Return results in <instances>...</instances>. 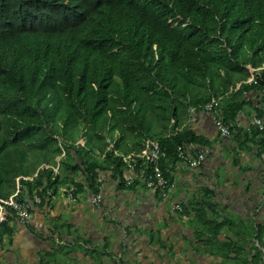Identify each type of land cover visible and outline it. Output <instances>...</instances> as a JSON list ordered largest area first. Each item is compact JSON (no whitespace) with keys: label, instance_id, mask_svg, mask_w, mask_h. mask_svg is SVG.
I'll use <instances>...</instances> for the list:
<instances>
[{"label":"trees","instance_id":"16d2710c","mask_svg":"<svg viewBox=\"0 0 264 264\" xmlns=\"http://www.w3.org/2000/svg\"><path fill=\"white\" fill-rule=\"evenodd\" d=\"M249 67H264V0H0V199L36 173L21 201L72 186L76 199L101 194L100 172L124 170L111 143L129 154L158 140L165 170L180 145L200 143L179 130L192 108L223 97L229 123L248 94L264 104V70L248 84ZM62 149L59 174L39 170ZM11 217L0 237L13 234ZM193 221L208 264H264V224L226 231L204 206Z\"/></svg>","mask_w":264,"mask_h":264},{"label":"crops","instance_id":"0c3cea01","mask_svg":"<svg viewBox=\"0 0 264 264\" xmlns=\"http://www.w3.org/2000/svg\"><path fill=\"white\" fill-rule=\"evenodd\" d=\"M214 99H222L216 115L232 126V136L221 137L212 116L204 108H192L179 130L191 131L200 143L183 145L207 147L211 155L199 169L181 160L168 163L163 170L170 183L168 198L141 184L128 188L123 178L100 172V206L90 203L92 193L86 188L73 202L61 188L48 201L33 204L30 222L9 218L13 234L0 237V264H41V256L52 253L58 264L68 257L71 264H95L96 252L104 264H193L191 259L194 264L209 263L210 256L194 252L202 247L193 221L198 209L204 206L219 223L228 221L226 231L246 228L250 222L264 224V129L252 124L254 119L264 124V117L258 116L264 104L248 94L252 102L228 123L223 97ZM147 226L162 233L159 239L165 245L148 238L150 232H140Z\"/></svg>","mask_w":264,"mask_h":264},{"label":"built area","instance_id":"2783aa9c","mask_svg":"<svg viewBox=\"0 0 264 264\" xmlns=\"http://www.w3.org/2000/svg\"><path fill=\"white\" fill-rule=\"evenodd\" d=\"M260 70H264V67L260 69L250 68L251 77L246 81L248 84L257 83L256 73ZM264 96V90H263ZM222 103V99H214L208 103L204 110L212 116L214 126L223 138H230L232 136V126L225 123L216 115V108ZM252 124L264 129L263 121L260 119L252 120ZM80 144L83 145V139L80 140ZM180 145L178 147V158L185 164L189 165L193 169H199L208 160L211 155V149L207 147H184ZM109 150L113 151L115 157L122 160L124 165L122 178L127 187H132L136 184L143 185L148 191L158 193L160 197L166 199L170 195V183L166 178L161 166V160L167 157V152L162 149L160 142L155 139H148L144 146V149L140 152H131L129 154H123L120 151L114 149V144L111 143ZM66 152L62 149V154L57 159L56 165H42L40 169H51L54 174L60 173V160L65 157ZM38 170V172H39ZM33 177H18L16 179V192L9 199H0V229L8 217L13 215L22 223L26 224L32 219V205L33 203H40L41 199L35 196L32 201L20 200V195L23 192L22 181H34ZM77 188L72 186L67 193V199L70 202L76 200L75 192ZM101 194H92L90 197V203L93 206H100L102 203ZM180 209L179 206L176 207Z\"/></svg>","mask_w":264,"mask_h":264},{"label":"rangeland","instance_id":"374dc122","mask_svg":"<svg viewBox=\"0 0 264 264\" xmlns=\"http://www.w3.org/2000/svg\"><path fill=\"white\" fill-rule=\"evenodd\" d=\"M85 194V193H84ZM82 196V198H84V199H88L89 198V195H81ZM67 197V196H66ZM69 201V200H68ZM32 220V219H31ZM161 227H163L162 225H160V226H158L157 228H160L161 229ZM140 232H143V233H147V232H150L149 234H148V238H150V236H151V238H153V240H157L158 238H161L160 236L162 235V233L161 232H159L158 230H155V231H153L152 230V227H150V226H147L146 228L145 227H142L141 228V231ZM150 238V239H151ZM75 251L77 252V253H79L78 252V248H76L75 249ZM186 253H184L183 254V252L181 253V256H183V255H185ZM67 259V260H66ZM63 260V264H71V263H73V260L72 259H70V257H68V258H63L62 259ZM61 260V261H62ZM55 261H56V259H55ZM100 261H101V255L100 254H98V252H96V255H95V260L93 261L95 264H99L100 263ZM204 263H202V264H208V262L206 261V260H204L203 261Z\"/></svg>","mask_w":264,"mask_h":264},{"label":"bare ground","instance_id":"6f19581e","mask_svg":"<svg viewBox=\"0 0 264 264\" xmlns=\"http://www.w3.org/2000/svg\"><path fill=\"white\" fill-rule=\"evenodd\" d=\"M44 165V164H43ZM180 207V206H179ZM181 209V208H180ZM180 209H178V210H180Z\"/></svg>","mask_w":264,"mask_h":264}]
</instances>
